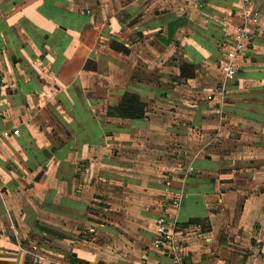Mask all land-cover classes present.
Instances as JSON below:
<instances>
[{"label": "crops", "instance_id": "crops-1", "mask_svg": "<svg viewBox=\"0 0 264 264\" xmlns=\"http://www.w3.org/2000/svg\"><path fill=\"white\" fill-rule=\"evenodd\" d=\"M164 209L184 264H264V0H0V264H175Z\"/></svg>", "mask_w": 264, "mask_h": 264}, {"label": "built area", "instance_id": "built-area-1", "mask_svg": "<svg viewBox=\"0 0 264 264\" xmlns=\"http://www.w3.org/2000/svg\"><path fill=\"white\" fill-rule=\"evenodd\" d=\"M249 40V31L246 24H243L232 37L225 41L221 49L224 52V59L219 64V70L226 79L233 78L236 73V60L242 52L244 45ZM169 212L163 210L154 223V236L152 247L160 251L165 257L175 264L183 263V247L175 238V232L168 222Z\"/></svg>", "mask_w": 264, "mask_h": 264}, {"label": "trees", "instance_id": "trees-1", "mask_svg": "<svg viewBox=\"0 0 264 264\" xmlns=\"http://www.w3.org/2000/svg\"><path fill=\"white\" fill-rule=\"evenodd\" d=\"M131 106V105H134L136 108H137V106H139V108H140V104L137 102V100L135 99V98H133V97H128V96H126L125 98H124V100H123V103H122V107H123V111H122V115L123 116H127V110H128V106ZM136 116L138 117V116H141V114L139 113V114H136Z\"/></svg>", "mask_w": 264, "mask_h": 264}, {"label": "rangeland", "instance_id": "rangeland-1", "mask_svg": "<svg viewBox=\"0 0 264 264\" xmlns=\"http://www.w3.org/2000/svg\"><path fill=\"white\" fill-rule=\"evenodd\" d=\"M108 116H112V115L109 114Z\"/></svg>", "mask_w": 264, "mask_h": 264}]
</instances>
